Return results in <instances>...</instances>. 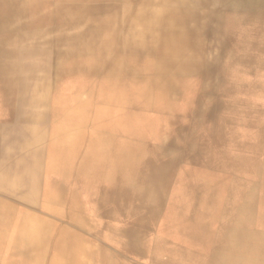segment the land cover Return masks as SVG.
<instances>
[{
	"label": "bare ground",
	"instance_id": "1",
	"mask_svg": "<svg viewBox=\"0 0 264 264\" xmlns=\"http://www.w3.org/2000/svg\"><path fill=\"white\" fill-rule=\"evenodd\" d=\"M211 1L0 0V264H153L167 223H249V181L216 193L199 179L194 197L167 202L180 162L207 156L203 84L230 73L214 68L219 54L236 80L252 77L242 54L208 43L228 21ZM253 238L237 244L243 264L260 263L245 257L264 246Z\"/></svg>",
	"mask_w": 264,
	"mask_h": 264
},
{
	"label": "rangeland",
	"instance_id": "2",
	"mask_svg": "<svg viewBox=\"0 0 264 264\" xmlns=\"http://www.w3.org/2000/svg\"><path fill=\"white\" fill-rule=\"evenodd\" d=\"M222 1L224 2L225 0ZM256 1L258 3L248 6V9L250 8L251 10H249L248 12L246 11L244 13H243V4L230 3L229 0L226 3H221L220 5L219 4L214 5L213 8L215 10L217 9V12L219 11L221 13H224L226 11L224 14L227 16L228 21L225 20L220 22L221 29L217 37L213 36V31L211 32L208 31L209 29L207 30L210 33V36L208 38V43H210V40L212 38L215 41L217 40L219 43L223 41L227 43L228 52L225 53L224 55H226L228 58L229 57L239 58L240 54L243 55L242 73L245 76H247L248 74L250 76L251 72L249 71L250 70L256 71L255 67L258 68L260 67L261 64L264 67V38H263L264 37V0H256ZM209 27L211 28L210 30H213L215 26L213 27L212 25V27L208 26V28ZM224 33H228V35ZM235 36H237L238 38ZM251 39L252 41H249ZM209 49L211 48L209 47ZM234 54H236L237 56H234ZM1 66L2 65H0V67ZM235 67H236L235 64L229 65V63H226L225 60H222V56L219 54L218 60L215 61L214 63V68L216 70L217 68L218 69L221 68L217 71H224L223 69H225V71L229 70L231 74L230 73L227 74V72L224 71L226 73L225 74L226 78H224V80L221 81L220 79L205 80V83L203 84L205 88L204 94L211 99V108H210L211 117L208 123L210 129L208 134L207 156L206 158L201 157L203 159V163L201 164L197 162L190 163L185 158L180 162L179 173L174 174L170 179V182H172V184H171V188H169L170 194L168 193L169 196L167 198L168 199L167 202L169 206L172 205L176 206L177 202L175 200L178 192H180L178 194H180V198H182L185 197L188 190H190L186 196L191 198L194 197V195L191 193L192 191H195V186H197L196 180L201 179L203 184L211 185L209 189L212 192H216V193H218L217 191L224 190L223 187L224 183H228L229 179L236 178L238 180L243 181V161H241V164H234L233 160L228 158L227 155L229 153L234 154L232 151L243 154L242 153L243 142L238 143L240 141H243V134H242L243 132L237 131L239 130L237 129V127H239L238 125L243 126V123H249L250 121L257 122L258 120L259 121L263 120L264 116L262 115L264 114V84L262 82L259 85L257 82H255V80H253L252 82H250L251 80L250 81L236 80V77L234 76L235 75L234 71L237 69ZM261 72L263 77L264 72L262 70ZM207 84H209V86ZM256 84H258L259 86ZM250 85L253 87H251ZM258 91L260 94H258ZM244 95L246 96V98ZM259 98L260 101L258 103ZM253 99L254 101H252ZM227 102L228 104H226ZM236 109L237 111H235ZM243 109L246 112H244ZM260 111L261 113H259ZM249 112L251 115L249 114ZM224 122L228 123V125L224 124ZM226 125L227 128H225ZM234 135L238 139H235ZM237 144H241L242 148L240 145L239 147L234 149L235 145ZM212 149L214 150L212 151ZM216 154L218 155L216 156ZM215 158L217 160L216 162H215ZM194 161H196L195 158ZM233 174H235L236 176ZM183 176L187 177L186 181L188 185L191 184V182H193V184H191L192 186L189 185L186 187V192L180 186V181L183 178ZM210 182H215V184L213 185ZM221 197L223 199L226 198L224 195L220 194L219 198ZM204 205H200V206L203 207ZM207 206L211 207V205H207ZM171 209L172 208H170V211H172ZM214 224L215 225L208 226L206 223V225L204 226L203 223H199V222L195 223L194 219L192 218L191 221L189 220V222L185 223L184 228L182 227L180 228L181 230H179L176 227L170 226L167 223L168 227L166 231L168 232L169 239L166 240L165 242L167 243L168 246L165 244V242L163 244L164 246L163 250L166 251V254L161 255L156 253L153 264H243V248L242 249L238 248V245L243 246V244H239L243 239V224L233 225L230 222L227 224H222V223H218V224L214 223ZM244 230L250 231V233H254V231H257V233H264L261 230H250V229H244ZM157 231L158 230H155L156 234ZM159 231L161 230L159 229ZM234 231L235 233H233ZM170 232L173 233V235H177V236H171L169 234ZM252 235L254 237L253 238L254 242L264 241V237H262L264 235H255V234ZM235 240H239V241H237L236 243ZM171 251L173 256H171ZM245 254H246L245 257H251V260L259 261L260 263L258 264H264V246L261 247V249L258 251L257 246L255 244L253 246L250 245V247L247 248ZM255 264H257V262H255Z\"/></svg>",
	"mask_w": 264,
	"mask_h": 264
},
{
	"label": "crops",
	"instance_id": "3",
	"mask_svg": "<svg viewBox=\"0 0 264 264\" xmlns=\"http://www.w3.org/2000/svg\"><path fill=\"white\" fill-rule=\"evenodd\" d=\"M227 1L228 0H225L224 2L222 0L221 1L220 0H212L211 2L214 5H218L219 3L220 4L226 3ZM229 2L230 3L243 4V13L246 11L248 12V10H251L250 8L248 9V6L255 4V3H258L256 0H232V1L229 0ZM256 65H257V63H256ZM255 69H256V71H253V70L249 71V72H251L250 75H252V77L250 76V78H249L247 75V77H245V78H249L251 80V81L249 80L250 82H252V79H253L257 83H259V82L264 83V79H262V78H264V76L262 77V72H261V70L264 72L263 65L261 64L260 67H258V68L255 67ZM255 74H256V76H255ZM259 79H262V80H259ZM243 80H248V79L243 78ZM258 94H260V93L258 92ZM262 116H264V114ZM246 127L249 128L250 130L244 129ZM255 127H257L258 129ZM238 128H240V126L237 127V129ZM251 128H253V129H251ZM254 128L257 129V131L255 130V131H253V133H250V132H252V130H254ZM239 131L244 133L243 134V141L240 142V143L243 142V152H244L243 153V156H244L243 157V170H244L243 171V181H249L255 189V206L252 207V209H251V214H252L251 220L249 221V223H246L243 225V231H244V229H250V230L256 229V230H261L264 232V160H263L264 159V118L262 121L258 120L257 122L256 121H250L249 123H243V127L241 126ZM244 131H246V132H244ZM248 131H249V133H248ZM255 132H257V134ZM253 135H255V136L253 137ZM260 145H261V147H260ZM245 153H246V155H245ZM251 155H253L255 157H253ZM252 157H253V159H252ZM258 157H260V158H258ZM248 160H250V161H248ZM246 162H247V164H246ZM251 164H252V166H251ZM249 172H250V174H249ZM251 234L264 235V233H257V231H254V233H251Z\"/></svg>",
	"mask_w": 264,
	"mask_h": 264
}]
</instances>
